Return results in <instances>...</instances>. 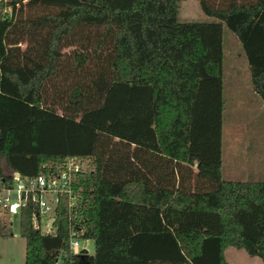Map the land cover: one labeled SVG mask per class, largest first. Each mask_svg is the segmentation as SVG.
Wrapping results in <instances>:
<instances>
[{"label":"trees","instance_id":"16d2710c","mask_svg":"<svg viewBox=\"0 0 264 264\" xmlns=\"http://www.w3.org/2000/svg\"><path fill=\"white\" fill-rule=\"evenodd\" d=\"M179 1L10 0L0 175L86 160L70 214L93 241L68 250L64 197L48 233L23 207V264H230L227 246L264 264V180L221 176V29L264 102V0H197L206 21L178 20Z\"/></svg>","mask_w":264,"mask_h":264},{"label":"rangeland","instance_id":"374dc122","mask_svg":"<svg viewBox=\"0 0 264 264\" xmlns=\"http://www.w3.org/2000/svg\"><path fill=\"white\" fill-rule=\"evenodd\" d=\"M24 4L25 1L18 8ZM176 17L180 21L212 19L202 12L197 0H180ZM221 48V176L264 180V102L251 87L238 39L225 25L221 29ZM85 248L87 253L93 251L92 239L88 238ZM23 253L24 239L18 233L17 217L0 218V264H23Z\"/></svg>","mask_w":264,"mask_h":264},{"label":"built area","instance_id":"2783aa9c","mask_svg":"<svg viewBox=\"0 0 264 264\" xmlns=\"http://www.w3.org/2000/svg\"><path fill=\"white\" fill-rule=\"evenodd\" d=\"M18 3H13L17 7ZM13 14L10 0H0V17ZM87 161L72 155L66 156L54 168L30 176L16 170L5 171L0 175V218L14 215L18 218L23 207H29L31 226L41 233L52 230L51 224L56 205L61 197L65 198L68 209L67 246L71 253L86 252V242L79 219L71 216L70 211L76 201L71 186L72 175L87 168ZM81 240V241H80Z\"/></svg>","mask_w":264,"mask_h":264},{"label":"crops","instance_id":"0c3cea01","mask_svg":"<svg viewBox=\"0 0 264 264\" xmlns=\"http://www.w3.org/2000/svg\"><path fill=\"white\" fill-rule=\"evenodd\" d=\"M244 56V54H243ZM245 58V57H244ZM246 61V59H245ZM247 64V62H246ZM248 68V66H247ZM93 243V241H92ZM229 247V246H227ZM224 249V257L230 264H263L260 258L256 255L248 254L244 249L242 248H227Z\"/></svg>","mask_w":264,"mask_h":264}]
</instances>
